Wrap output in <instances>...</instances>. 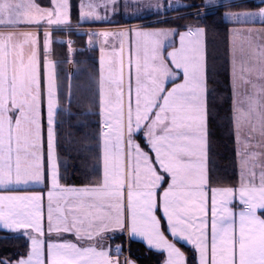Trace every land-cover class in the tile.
I'll use <instances>...</instances> for the list:
<instances>
[{"label":"snow or ice","instance_id":"1","mask_svg":"<svg viewBox=\"0 0 264 264\" xmlns=\"http://www.w3.org/2000/svg\"><path fill=\"white\" fill-rule=\"evenodd\" d=\"M233 6L202 0L183 25L112 30L83 25L117 24L120 0H79L75 23L71 0H0V231L26 240V253L0 264H137L133 242L162 256L157 264H190L189 257L191 264H264V0L214 21L239 25L227 29L222 96L224 104L231 100L226 121L238 179L225 184L209 167L204 19L210 7ZM192 7L181 0L123 3L125 19L149 9L155 24ZM54 31L68 37L55 41L66 45L68 63L73 35L99 49L90 103L98 128L95 149H87L94 178L81 185L61 174L72 157L61 165L59 129L76 114L71 90L66 101L61 95L64 61L52 59Z\"/></svg>","mask_w":264,"mask_h":264},{"label":"trees","instance_id":"2","mask_svg":"<svg viewBox=\"0 0 264 264\" xmlns=\"http://www.w3.org/2000/svg\"><path fill=\"white\" fill-rule=\"evenodd\" d=\"M41 6H47L49 0H37ZM78 0H71V3L75 6L73 8V22L78 17L77 9ZM188 3L194 5L189 9H181L168 13L167 17L175 15H183L185 19L176 21L170 19L168 24H160V26L171 27L175 24H181L188 22L192 19L191 16L186 13L196 11L197 5L202 4V0H187ZM255 3L245 2L234 6L233 8H239L238 10L244 11L248 8L254 7ZM202 9V7L200 8ZM226 8H220L211 10L205 17L204 23L208 25V34L206 37L207 47V61H208V76H209V127L211 130V152L209 167L212 170L214 178L222 180L225 184H230L238 179L237 167H236V155H235V142L232 136L229 135V126L226 121V116L229 113L231 100L229 98L228 103L224 104L222 96L224 94L225 85L229 81V63H228V35L227 29L229 24L215 23L218 22L220 16ZM145 18L143 20H137V22H149L158 18ZM183 30V29H181ZM58 37L64 39L63 34H59ZM76 41L74 48L77 52L74 54L75 66L78 73L67 74V48L66 45L60 43H53V55L52 59L56 61L63 60V63H58V72L62 81L61 95L66 101L68 97L69 89L71 90L72 106L71 111L75 113L71 119L65 117L64 122L61 124L60 132V158L61 165H63L65 159L69 156L72 159H68V168L65 172L63 166L61 167L62 176H67V183L81 185L89 179L94 178L93 165L95 159L93 152L88 151V148L95 149V140L91 137L95 134L98 128V115L91 114L92 112H98V108L92 109L90 112V103L93 98V93L96 88V84L92 79L93 75L97 72V52L91 51L85 47L84 39L73 35L71 37ZM80 50V51H79ZM80 70V71H79ZM230 97V88L228 90ZM87 113V115H85ZM87 134V135H86ZM77 150H79V156H77ZM75 164V170L73 169ZM62 183H65L62 180ZM8 236V239H0V259L19 257L17 253H26V240L21 237L15 238L14 234L5 233L0 231V237ZM128 256V244L125 243V252ZM187 255V254H186ZM131 258L137 261V264H157V261L162 260L163 257L156 255L154 252H149L148 249L141 243L133 242L131 244ZM191 264V257H189Z\"/></svg>","mask_w":264,"mask_h":264},{"label":"crops","instance_id":"3","mask_svg":"<svg viewBox=\"0 0 264 264\" xmlns=\"http://www.w3.org/2000/svg\"><path fill=\"white\" fill-rule=\"evenodd\" d=\"M247 1H254V3H255V1L256 0H234V5H236V4H240V3H243V2H247ZM221 2H224V0H221ZM203 11H205L204 9H202ZM208 10H215V8H213V7H210V8H208L207 9V11ZM151 16V15H150ZM177 16H183V15H177ZM176 17V16H175ZM78 18V17H77ZM147 18V17H146ZM169 20L170 19H173L174 18V16H170V17H167ZM138 20H140V19H138ZM141 24H143L145 27H162V26H160V24H155V23H150V24H147V21H145V22H137V19L136 20H131V21H124V20H122V21H118V23L117 24H94V25H88V24H84L83 25V28H85V29H87V28H89V27H93V28H96V29H99V28H104V29H112V30H116L118 27H121V26H124V25H141ZM230 25V27L229 28H231V27H239V25H232V24H229ZM165 27H167V26H165ZM59 34H61L60 32H53V41L55 42V41H60V40H66L68 37L65 35V34H63V36H64V39H61V37H58V35ZM176 38V37H175ZM177 39H179L178 38V34H177ZM86 40H87V37H84V39H83V42L85 43V47L87 48V45H86ZM42 41H43V35H42V33H41V56L43 55V53H42ZM176 44H177V46H178V42H175ZM228 47H229V40H228ZM168 50H170V49H166L165 50V54L167 53V51ZM96 52H97V63H98V68H99V49L97 48V50H96ZM98 68H97V72H98ZM229 72H230V65H229ZM171 85H169V87H170ZM45 137H46V131H45ZM237 176H238V168H237ZM45 193H46V190H45ZM45 205H46V194H45ZM235 206V205H234ZM45 211H46V209H45ZM12 234V233H11ZM127 243V242H126ZM142 245H144L142 242H140ZM145 246V245H144ZM146 247V246H145ZM147 248V247H146ZM121 259L123 260L124 259V256H122L121 257Z\"/></svg>","mask_w":264,"mask_h":264},{"label":"rangeland","instance_id":"4","mask_svg":"<svg viewBox=\"0 0 264 264\" xmlns=\"http://www.w3.org/2000/svg\"><path fill=\"white\" fill-rule=\"evenodd\" d=\"M257 1V0H256ZM255 1V2H256ZM97 2H98V0H97ZM128 2L131 4L132 2H133V0H128ZM144 2H148V0H144ZM152 2H158V0H152ZM172 2H173V4H175L176 3V0H172ZM181 2L182 3H188L187 2V0H181ZM247 2H253L254 3V1H247ZM123 3H124V0H120V4H121V7H120V9H119V12L117 13V14H115L114 15V19L116 20V21H122V20H124V21H131V20H138V19H140V20H143V19H145L146 17L147 18H151L150 17V15L155 19V18H158L155 14H154V10H149V9H144L143 11H141V12H137V13H135V15L137 16V17H143V18H136V19H125V11H124V8H123ZM164 3L165 4H167V0H164ZM243 3H245V2H243ZM78 4H79V0H78V2H77V9H78ZM189 4H191V3H189ZM241 4V3H240ZM236 5H239V4H236ZM236 5H234V6H236ZM233 6V7H234ZM230 8V9H228V8H226V11H234V12H239L240 10H238L239 8L237 7V8ZM189 9V8H188ZM203 9V8H202ZM202 9H200V11L201 12H204ZM179 10H181V9H178V11ZM184 10H186V9H184ZM175 11H177V10H175ZM172 12H174V11H169V12H167V14L168 13H172ZM192 12H194V11H192ZM208 13H210L211 12V10H208L207 11ZM100 13H101V15H103L104 14V10L103 9H100ZM189 13H191V12H189ZM186 14H188V13H186ZM127 15L129 16V17H131L132 15H133V11L131 10V9H129V11H128V13H127ZM175 16H177V15H175ZM174 16V17H175ZM155 20H157V19H155ZM155 20H151V21H149V22H147V24H150V23H152L153 21H155ZM143 25V24H142ZM162 27H165V26H162ZM85 29V28H84ZM179 38V37H178ZM82 42H83V40H82ZM175 42H179V39H177V36H176V38H175ZM88 49V48H87ZM80 51V50H79ZM75 52H77V49H75ZM74 52V53H75ZM75 55V54H74ZM74 55H73V60H74ZM75 61L73 62V63H67V65H66V68H67V74H75V73H78V71H77V68H76V66H75ZM80 71V70H79ZM124 256H126V254H124Z\"/></svg>","mask_w":264,"mask_h":264},{"label":"water","instance_id":"5","mask_svg":"<svg viewBox=\"0 0 264 264\" xmlns=\"http://www.w3.org/2000/svg\"><path fill=\"white\" fill-rule=\"evenodd\" d=\"M256 2H257V1H256ZM256 2H255V3H256Z\"/></svg>","mask_w":264,"mask_h":264}]
</instances>
